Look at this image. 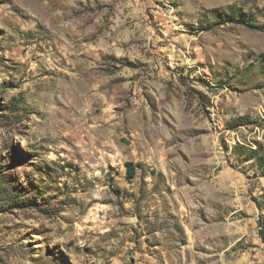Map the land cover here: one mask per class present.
<instances>
[{
  "label": "rangeland",
  "instance_id": "374dc122",
  "mask_svg": "<svg viewBox=\"0 0 264 264\" xmlns=\"http://www.w3.org/2000/svg\"><path fill=\"white\" fill-rule=\"evenodd\" d=\"M260 146L264 0H0V264H264Z\"/></svg>",
  "mask_w": 264,
  "mask_h": 264
},
{
  "label": "trees",
  "instance_id": "16d2710c",
  "mask_svg": "<svg viewBox=\"0 0 264 264\" xmlns=\"http://www.w3.org/2000/svg\"><path fill=\"white\" fill-rule=\"evenodd\" d=\"M252 158L256 159L258 166L263 170L264 169V146H260L257 150H251ZM140 166L135 165L134 163L127 164V175L128 179L132 180L136 177L137 169ZM264 173V172H263ZM261 226V238L264 242V217L260 222Z\"/></svg>",
  "mask_w": 264,
  "mask_h": 264
}]
</instances>
